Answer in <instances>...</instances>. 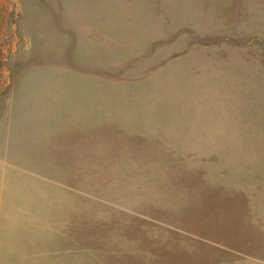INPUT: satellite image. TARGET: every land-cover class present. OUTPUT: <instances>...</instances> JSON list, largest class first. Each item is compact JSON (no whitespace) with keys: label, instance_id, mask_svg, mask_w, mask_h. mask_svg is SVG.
<instances>
[{"label":"rangeland","instance_id":"obj_1","mask_svg":"<svg viewBox=\"0 0 264 264\" xmlns=\"http://www.w3.org/2000/svg\"><path fill=\"white\" fill-rule=\"evenodd\" d=\"M0 264H264V0H0Z\"/></svg>","mask_w":264,"mask_h":264}]
</instances>
